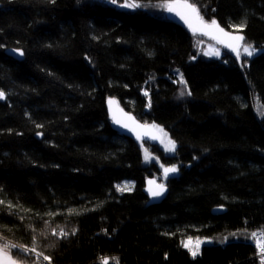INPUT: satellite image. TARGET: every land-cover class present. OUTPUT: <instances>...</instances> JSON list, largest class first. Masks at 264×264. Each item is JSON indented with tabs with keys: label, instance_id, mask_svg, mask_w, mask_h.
I'll list each match as a JSON object with an SVG mask.
<instances>
[{
	"label": "trees",
	"instance_id": "16d2710c",
	"mask_svg": "<svg viewBox=\"0 0 264 264\" xmlns=\"http://www.w3.org/2000/svg\"><path fill=\"white\" fill-rule=\"evenodd\" d=\"M134 1L141 7L127 11L0 0V243L34 248L12 249L27 264H49L44 255L51 264H259L255 241L205 244L196 257L183 241L264 233V51L193 60L194 38L206 37L167 19L175 0ZM187 1L264 48V0ZM108 99L166 131L161 145L146 144L147 161L111 127ZM158 160L179 177L147 206Z\"/></svg>",
	"mask_w": 264,
	"mask_h": 264
},
{
	"label": "water",
	"instance_id": "95a60500",
	"mask_svg": "<svg viewBox=\"0 0 264 264\" xmlns=\"http://www.w3.org/2000/svg\"><path fill=\"white\" fill-rule=\"evenodd\" d=\"M188 2V1H187ZM184 3V0H175L170 2L169 4H182ZM190 3V2H188ZM3 5L0 3V8H2ZM176 11H180L183 12L185 14H187V10L181 8V7H177ZM166 16L167 19L179 24L180 26H182L183 28H185L189 33L193 34V35H197V36H203L206 37L208 39H211L217 43H219L225 50L230 51L233 54H236L234 51H232V49L228 46V45H235L236 43H239L240 46L242 47L243 45V41H234L231 40L230 37L231 36H242V34L240 33H235V32H231L226 30L224 27H222L219 23V27L222 28L224 30V32L228 33V36L223 35V33L219 32L218 30H211L210 34L205 35L202 34V32L200 30L197 31H193V28H190L188 24L185 23L184 20H182L180 18V16L176 15V12H169L166 8ZM189 20L192 23L193 27H198V22L195 20L194 17L189 16ZM240 47V48H241ZM14 48H10L8 49L6 52L9 56L15 58L18 61H23L25 56L24 54L21 56L19 55V51H22L24 53L23 50L21 49H15L18 51H13ZM113 101L114 103H112L111 105H109V101ZM106 108H107V114H108V118L109 121L111 123V127L113 128V130H115L116 132H118L120 135H123L129 139H131L132 141H134L139 148L142 151V154L144 156V161H147L149 158H146L145 155L148 154V150L146 148V144H149L151 146H155V145H161L167 138V135H164L166 133V131L161 128L160 126H158L156 123H152V124H146L142 121H140L135 115L134 113L128 111L117 99H108L107 103H106ZM115 115V117L121 121L120 124L116 123L113 119V116ZM129 117H131L132 119H128ZM121 124H127L128 127H123L121 126ZM137 125L140 126H144L147 125L149 126L148 128H144V127H137ZM152 125H156L157 128L153 129L151 128ZM132 129V130H130ZM159 129H163V132H160ZM167 134V133H166ZM139 135V139L137 138V136ZM156 136V139H153L152 137ZM40 139L42 138V136H38ZM154 163H156L159 166V171L161 172V176L159 174H155L152 177H148L146 180V184H145V188H144V193L148 198V203L147 206H156V205H160L164 202V200L167 198V196L169 195V181L170 180H174L177 179L179 177V171H178V166H164L161 165L160 160L158 161H153ZM171 167H176L177 171L174 173H169L167 175V177H165L164 174V169L165 168H171ZM150 181L154 182V183H149ZM158 185H163L164 186V191L163 194L160 196H156L153 197L149 191V189H152L153 191H158ZM225 212L224 208H218L216 210H214V214L219 215Z\"/></svg>",
	"mask_w": 264,
	"mask_h": 264
},
{
	"label": "snow or ice",
	"instance_id": "6c2138e0",
	"mask_svg": "<svg viewBox=\"0 0 264 264\" xmlns=\"http://www.w3.org/2000/svg\"><path fill=\"white\" fill-rule=\"evenodd\" d=\"M54 2V0H53ZM118 2V0H111V3L113 4H116ZM119 7H122V8H139L141 7V5L139 3H134V2H124V3H120L119 4ZM167 7V10L169 12H176V15L180 16V18L182 20L185 21L186 24L189 25L190 28H193V31H197V30H200L202 32V34H205V35H208L210 34V31L215 29V30H218L219 32L223 33V35L225 36H228V33L224 32V30L222 28L219 27L218 23L216 20H211V22H206L204 21L203 17L200 16V13L198 11V9L196 8L195 4L193 3H188L187 0H184V3L182 4H168L166 5ZM177 7H181L185 10H187V14L183 13V12H180V11H176ZM189 16L191 17H194L195 20L198 22V27H193L192 23L190 22L189 20ZM243 24L241 25H238V26H234V27H238L240 29L243 28ZM231 40H234V41H243L244 40V37L243 36H231L230 37ZM232 51H234L237 55V58L240 57V44L239 43H236L235 45H228ZM13 51H18V50H13ZM243 51L244 53L247 55V56H252L254 54V52L256 51L255 48H253L252 45H247L245 47H243ZM24 53L22 51H19V55H23ZM180 83L182 84H185V88L187 87L186 85V82L183 80L182 76H181V79L179 81ZM148 93L145 92V95H147ZM182 96L187 94V95H191V92L188 91L187 93H185V91H181L180 93ZM4 98V93L2 91H0V99H3ZM112 103H114L113 101H109V105H111ZM113 119L116 123L120 124L121 121L118 120L115 115L113 116ZM128 119H132L131 117H129ZM121 126L123 127H128L127 124H121ZM38 127H41L40 125H38ZM137 127H144V128H148L149 126L147 125H144V126H140V125H137ZM151 128L153 129H156L157 126L156 125H152ZM132 130V129H130ZM160 132H163V129H159ZM38 135H42L40 133H38ZM164 135H167L166 133ZM137 138L139 139V135L137 136ZM153 139H156L157 137L156 136H153L152 137ZM168 144H169V147H168V150L169 151H175V142L174 141H171L169 140L168 141ZM177 171V168L176 167H171V168H165L164 169V174H165V177H167V175L169 173H174ZM149 183H154L152 181H150ZM128 186L127 185H124V186H118V190L119 191H124ZM158 191H153L152 189H149L151 195L153 197H156V196H160L163 194V191H164V186L163 185H158ZM0 204H5V201L4 200H0ZM7 206L9 208H12L13 205L11 202H8L7 203ZM72 234H75V230H73V233ZM52 235H59L61 237H66L68 235V233L64 232L63 230H61L59 233L56 232V230L54 229L52 231ZM253 237L256 236L255 233L252 234ZM191 240L187 241V242H184L183 246L185 248H187L190 252H191V255L193 257H196L198 254H199V250H200V241H197L196 244H195V247H190L191 245ZM257 246L260 248L261 250V254L264 255V243H262L261 241L257 240ZM12 249H18L20 253H28V252H34L35 249L34 248H26L22 245H17L15 243H0V264H27V262L25 261V259L23 258V256H17L16 254H14L12 252ZM38 255H40V253H38ZM43 259L46 260V261H49V264H51V257L48 256V255H44L43 256ZM103 264H109V261L105 258L103 260ZM116 264H119L118 260L116 261ZM261 264H264V260L261 261Z\"/></svg>",
	"mask_w": 264,
	"mask_h": 264
},
{
	"label": "rangeland",
	"instance_id": "374dc122",
	"mask_svg": "<svg viewBox=\"0 0 264 264\" xmlns=\"http://www.w3.org/2000/svg\"><path fill=\"white\" fill-rule=\"evenodd\" d=\"M96 1H100V2H103L105 4L112 6L114 8H117L120 10H127V11H134L138 8H122V7H119V4L124 3V2L139 3V2H136L134 0H118V2L116 4L111 3V0H96ZM139 4L142 5L141 3H139ZM142 7L148 8V6L146 4H144ZM194 45H195V53L196 54L193 57V60H196L200 56H206L208 58H215V59H222V56H223V53L225 50L219 43H217L211 39H207V38L195 37L194 38ZM247 45H252V44H249L246 42L242 45V47L240 48V57L238 58L239 60H241L242 57H247L249 59L253 58L254 56H256V55H258L264 51V48L256 47V46L252 45L253 48L256 49V51L254 52V54L252 56H247L243 51V47H245ZM236 57H237V55H236ZM246 63H248V60H246ZM127 186L129 187L128 184H127ZM189 240H191V242H192L190 247H193V248L195 247V244L197 241L201 242L200 243V250H199V254H200L201 248L205 244L223 243V242H231V241H238V240H248V241L254 242L255 237H253L252 234L247 235L243 232L236 231V232H229L226 234H219V235L212 237V238H202V237L185 238L183 241V244H184V242H187Z\"/></svg>",
	"mask_w": 264,
	"mask_h": 264
},
{
	"label": "built area",
	"instance_id": "2783aa9c",
	"mask_svg": "<svg viewBox=\"0 0 264 264\" xmlns=\"http://www.w3.org/2000/svg\"><path fill=\"white\" fill-rule=\"evenodd\" d=\"M257 240H259L262 243H264V233H260L259 235H257V237L255 239V245H256V248H257V258H258L259 264H261V261L264 260V255L261 254V250L257 246Z\"/></svg>",
	"mask_w": 264,
	"mask_h": 264
}]
</instances>
